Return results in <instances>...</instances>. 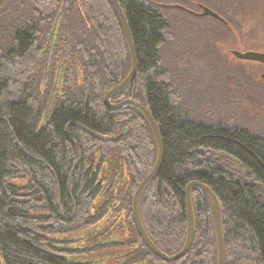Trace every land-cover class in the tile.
I'll list each match as a JSON object with an SVG mask.
<instances>
[{
    "label": "trees",
    "instance_id": "obj_1",
    "mask_svg": "<svg viewBox=\"0 0 264 264\" xmlns=\"http://www.w3.org/2000/svg\"><path fill=\"white\" fill-rule=\"evenodd\" d=\"M118 2L138 72L112 103L142 104L157 123L165 153L159 174L139 201L146 233L164 254L179 253L187 232L185 189L199 182L221 206L225 264H264V127H252L246 119L207 123L194 116V106L205 107L213 93L201 89L200 77L192 81L191 93L180 88L184 77L178 80L170 70L177 61L165 54L172 47L180 58L188 52V58L199 44L201 30L191 33L189 19L226 29L238 17L261 26L264 0ZM200 5L226 24L192 15L201 12ZM59 60L65 72L55 97ZM130 70V53L108 0H0V264H90L71 261L81 252L57 248L54 237L103 219L105 206L96 214L91 210L103 191L101 167L116 151L129 176L117 195L131 234L126 246L135 248L126 264L217 263L214 224L196 189L191 191L195 238L182 259L162 261L136 231L133 196L154 168L156 141L138 110L111 111L104 105L107 93ZM256 93L264 104L263 91Z\"/></svg>",
    "mask_w": 264,
    "mask_h": 264
},
{
    "label": "rangeland",
    "instance_id": "obj_2",
    "mask_svg": "<svg viewBox=\"0 0 264 264\" xmlns=\"http://www.w3.org/2000/svg\"><path fill=\"white\" fill-rule=\"evenodd\" d=\"M177 15L179 14L173 13L174 18ZM179 21H182V18ZM187 21L186 27L193 30L191 33L201 30L196 33V36L200 35L199 44L194 43L191 50L187 49L191 52L188 58H186L188 52L183 55L187 61L183 57L180 58L181 55L176 54L172 47H169L165 54L177 61L172 62L170 70L174 72L173 75L178 80L184 77L180 88L191 93L195 86L191 84L192 81L200 77V80H203L201 89H207L213 93L212 100L206 101L205 107L201 109L194 106L192 114L203 118L207 123H226L233 119L239 121L246 119L250 122L248 125L252 127H264V121L259 120V116L264 118L261 116L264 104L257 99V93L253 94L255 91L264 93V68L253 61L236 59L233 55L234 51L264 53V24L255 26L246 19L234 17L232 22L235 26L224 29L210 21L192 19ZM237 25L239 30L236 28ZM56 34L55 29L54 38ZM54 44L55 41L52 42V45ZM52 52L53 49L50 50L49 63ZM64 72L63 62L59 60L54 84L55 97L59 95L62 88ZM41 88L44 90L45 85ZM44 124L45 122L42 125ZM128 178L127 169L116 151L104 161L101 167L100 180L103 191L94 200L91 210V214H96L105 206L107 212L103 219L83 231L54 237V240L58 242L57 248L81 252V254L71 255V261L90 264H126L130 259L135 248L126 246L131 236L126 222L127 213L119 207L117 199L118 193ZM18 184L25 185L20 182ZM87 250L89 251L85 252Z\"/></svg>",
    "mask_w": 264,
    "mask_h": 264
},
{
    "label": "water",
    "instance_id": "obj_3",
    "mask_svg": "<svg viewBox=\"0 0 264 264\" xmlns=\"http://www.w3.org/2000/svg\"><path fill=\"white\" fill-rule=\"evenodd\" d=\"M108 2L110 3L114 11V14L118 20L123 36L125 38L131 58V70L122 83H120L119 85H117L107 93V95L104 98V105L108 110L111 111H120L127 107H131L138 110L143 115L148 125L150 126L157 145V159L154 168L152 169L151 173L142 181V183L139 185L133 196L132 215H133V222L136 231L139 234L142 241L144 242V244L146 245V247L149 249V251L153 255L161 259L162 261L166 263H171L182 259L191 249L195 238V232H196L195 216H194V208L191 198V191L193 189H196L203 196L204 202L207 205V208L209 210L210 216L214 224L216 238H217V248H218L216 264H225V246H224L223 230H222L221 206L214 192L209 187H207L202 183L192 182L185 189L187 232H186V239L184 245L179 253L173 256H168L167 254L161 252L151 241L150 237L148 236L142 225L139 214L140 197L143 191L146 189V187L157 177L163 166L164 157H165L164 145L157 123L155 122L150 112L142 104L130 99L124 100L119 104L112 103L113 97L125 91L133 84L138 72V61H137V55H136V50L133 43L131 31L127 19L125 17V14L118 0H108ZM177 8L181 10H186L182 7H177ZM199 9L201 11L199 13H195V12H190V13L196 17H203V18L208 17L219 23L226 24V21L221 16H219L217 13H215L208 7L200 5ZM233 55L236 59L253 61L264 65V53L252 52V51L240 53L234 51ZM126 132L127 131L125 130L123 132V135L126 134Z\"/></svg>",
    "mask_w": 264,
    "mask_h": 264
},
{
    "label": "flooded vegetation",
    "instance_id": "obj_4",
    "mask_svg": "<svg viewBox=\"0 0 264 264\" xmlns=\"http://www.w3.org/2000/svg\"><path fill=\"white\" fill-rule=\"evenodd\" d=\"M259 65H261L262 66V68H264V65L263 64H260V63H258ZM264 76V75H263Z\"/></svg>",
    "mask_w": 264,
    "mask_h": 264
}]
</instances>
